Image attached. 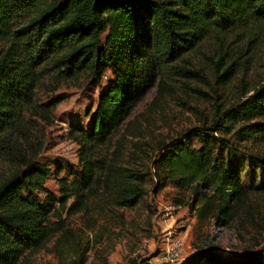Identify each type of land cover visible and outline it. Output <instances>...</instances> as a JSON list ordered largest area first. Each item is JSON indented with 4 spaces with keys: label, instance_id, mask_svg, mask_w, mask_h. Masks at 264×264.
I'll return each mask as SVG.
<instances>
[{
    "label": "trees",
    "instance_id": "1",
    "mask_svg": "<svg viewBox=\"0 0 264 264\" xmlns=\"http://www.w3.org/2000/svg\"><path fill=\"white\" fill-rule=\"evenodd\" d=\"M262 40L264 0H0V162L9 168L0 179V264H19L51 241L59 264H84L97 219L78 230L68 216L87 213L94 201L101 215L137 205L151 170L157 190L167 182L191 190L201 221L227 224L252 193H264V156L245 145L264 139V77L248 87L242 82L231 104L163 142L153 169L125 163L122 137L116 139L157 78L160 94L172 88L170 79L189 87L202 76L188 54L214 46L213 69L226 84L242 69L224 62L229 50L243 42L254 51ZM107 71L112 77L89 127L69 129L80 170L57 171V197L46 186L52 169L39 159L44 142L35 130L38 120L52 123L58 101L44 103L42 94L82 80L101 86ZM247 162L261 174L250 188L241 176ZM181 264H264V248H200Z\"/></svg>",
    "mask_w": 264,
    "mask_h": 264
},
{
    "label": "rangeland",
    "instance_id": "2",
    "mask_svg": "<svg viewBox=\"0 0 264 264\" xmlns=\"http://www.w3.org/2000/svg\"><path fill=\"white\" fill-rule=\"evenodd\" d=\"M234 47L237 50H229L224 62L235 60L236 67L242 69L229 83L225 84L215 73L212 59H218V52L209 43L186 56L190 64L183 62L202 73L200 77H192L189 87L174 78L169 80L172 88L159 94L157 78L136 103L116 136V139L122 137V159L125 163L150 170L163 142L181 137L215 115L217 109L222 110L231 104L235 96L240 95L242 82L248 87L263 79L264 40L254 51L247 50L243 42ZM111 77L112 73L107 71L101 86L82 80L42 94L44 103L58 101L52 123L38 120L35 130L44 142L39 159L52 169L46 186L57 197L60 196L57 171L61 177L80 170L79 145L69 137V129L72 126L89 127L101 90ZM245 145L249 151L264 156V139ZM8 170V166L0 162V179ZM151 171L146 183L148 192L137 205L123 208L118 214L101 215L95 211L94 205L98 202L94 201L87 213L68 216L69 225L78 230L87 229L90 221L97 219L94 229L88 230L91 235L96 232L97 236L84 264H132L133 259L145 261V264H158L160 255L178 236L184 239L180 259L188 258L200 248L237 254L264 248V193H252L248 201L235 208L227 224H222L215 217L201 221L196 210L190 207L191 190L170 182L157 190L160 181L155 170ZM165 173L160 170L161 177ZM241 176L247 188L260 184L261 174L255 172L249 162L243 164ZM19 264H59L54 242Z\"/></svg>",
    "mask_w": 264,
    "mask_h": 264
},
{
    "label": "built area",
    "instance_id": "3",
    "mask_svg": "<svg viewBox=\"0 0 264 264\" xmlns=\"http://www.w3.org/2000/svg\"><path fill=\"white\" fill-rule=\"evenodd\" d=\"M184 249L183 237H175L170 241L165 251L160 255L158 264H181L186 260L180 259Z\"/></svg>",
    "mask_w": 264,
    "mask_h": 264
}]
</instances>
